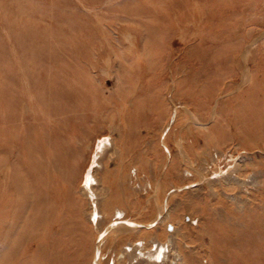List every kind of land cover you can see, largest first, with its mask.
<instances>
[{
  "label": "rangeland",
  "instance_id": "1",
  "mask_svg": "<svg viewBox=\"0 0 264 264\" xmlns=\"http://www.w3.org/2000/svg\"><path fill=\"white\" fill-rule=\"evenodd\" d=\"M105 138L103 211L169 197L176 264H264V0H0V264L107 262Z\"/></svg>",
  "mask_w": 264,
  "mask_h": 264
},
{
  "label": "bare ground",
  "instance_id": "2",
  "mask_svg": "<svg viewBox=\"0 0 264 264\" xmlns=\"http://www.w3.org/2000/svg\"><path fill=\"white\" fill-rule=\"evenodd\" d=\"M111 140L112 139L110 138L104 139L102 146L100 147V152L95 156V167L92 169L93 171L91 175L87 177L86 185L82 187L83 194L90 198L92 203L89 212L87 211V208L83 211L85 219L88 220L92 226H96L95 229L99 230V234L102 232L104 233V248L109 245L107 244L109 241L112 243L108 252L107 262L104 261L103 263L100 259L97 264H110L113 255H115L116 258L113 259L114 264H169L168 260L171 261V264L173 263V260L175 261V264L176 260L184 263L188 256L192 257L194 248L188 246L186 242L188 235L182 229L183 226L186 225L193 226V221L196 220V218H184L185 221H179V227L173 226L172 228L169 222L175 211L173 207H169V197L167 198L168 202L166 204L169 208H166L165 204L158 206V208L156 207L158 211L154 218L149 219V221L143 219L141 222H138L136 221V218L132 217L137 215H141L142 217L147 215V217H149L152 212L146 213V211H133L134 214L132 215V213L125 209H113L111 206H108V211L105 209L103 211L101 206L103 204L107 205L111 202H109L107 195H104L108 188L104 186V182L100 180L98 176L102 171H106V169L102 167L103 164L101 160L108 152H110L109 149L114 146ZM226 180H229V178ZM208 183H212L211 179L208 180ZM211 185L213 186V183ZM215 185L217 186L216 183ZM20 189L25 204L30 205V203L27 202L28 200H32L31 202L34 204L33 199L35 196L33 193L30 194V192L27 191L28 184H23ZM151 198H154V196L150 197V199ZM150 199L148 198V202H150ZM147 205H149V203ZM149 207L150 206L146 207L144 210L147 208L150 210L151 207L150 209ZM162 215L163 217L160 219ZM189 218L190 220H186ZM196 223L199 225L200 220L197 219ZM133 233H137L138 235L133 236L135 239L130 240ZM137 241L139 242L137 243ZM96 249H98V245ZM101 250L102 248L100 247L98 249L100 257Z\"/></svg>",
  "mask_w": 264,
  "mask_h": 264
}]
</instances>
